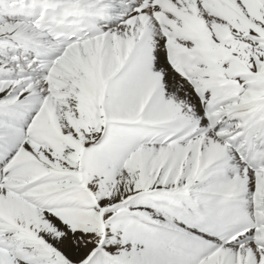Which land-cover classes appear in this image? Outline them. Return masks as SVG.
Here are the masks:
<instances>
[{"label": "snow or ice", "instance_id": "1", "mask_svg": "<svg viewBox=\"0 0 264 264\" xmlns=\"http://www.w3.org/2000/svg\"><path fill=\"white\" fill-rule=\"evenodd\" d=\"M0 264H264V0H0Z\"/></svg>", "mask_w": 264, "mask_h": 264}]
</instances>
